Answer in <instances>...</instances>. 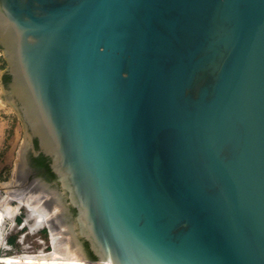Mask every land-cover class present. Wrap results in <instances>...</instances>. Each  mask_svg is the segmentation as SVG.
<instances>
[{
    "label": "water",
    "instance_id": "95a60500",
    "mask_svg": "<svg viewBox=\"0 0 264 264\" xmlns=\"http://www.w3.org/2000/svg\"><path fill=\"white\" fill-rule=\"evenodd\" d=\"M0 48L83 264H264V0H0Z\"/></svg>",
    "mask_w": 264,
    "mask_h": 264
},
{
    "label": "bare ground",
    "instance_id": "6f19581e",
    "mask_svg": "<svg viewBox=\"0 0 264 264\" xmlns=\"http://www.w3.org/2000/svg\"><path fill=\"white\" fill-rule=\"evenodd\" d=\"M3 189L0 194V250L9 245L7 236L17 226L16 218L23 209H26L27 216L22 226H28L32 234L48 228L52 250L11 254L0 258V264H83L71 249L69 236L63 233L56 216L59 208L46 209L43 206L48 192H30L17 180L6 184Z\"/></svg>",
    "mask_w": 264,
    "mask_h": 264
},
{
    "label": "rangeland",
    "instance_id": "374dc122",
    "mask_svg": "<svg viewBox=\"0 0 264 264\" xmlns=\"http://www.w3.org/2000/svg\"><path fill=\"white\" fill-rule=\"evenodd\" d=\"M0 70L8 67L4 49L0 48ZM0 194L4 186L17 180V168L21 149L26 142V124L17 107L8 98L5 89L0 86ZM11 115L12 117H5ZM18 181V180H17ZM26 209L16 218V224L8 234L9 245L0 250V258L15 253L30 251L37 253L40 250H52L48 228H43L36 234L30 233L28 226L24 225Z\"/></svg>",
    "mask_w": 264,
    "mask_h": 264
},
{
    "label": "flooded vegetation",
    "instance_id": "af4514ba",
    "mask_svg": "<svg viewBox=\"0 0 264 264\" xmlns=\"http://www.w3.org/2000/svg\"><path fill=\"white\" fill-rule=\"evenodd\" d=\"M4 85L7 86V84L5 83ZM32 144H33L32 147H29L27 151H25L26 153L24 154L25 169L30 175L38 176L41 177L42 179H46L47 168L45 166L38 165L37 161L41 156L45 157L48 161L49 168L52 171L50 166L51 159L50 157L46 156L44 153L39 152V144L37 138H34L32 140ZM55 177L57 178L56 175Z\"/></svg>",
    "mask_w": 264,
    "mask_h": 264
},
{
    "label": "trees",
    "instance_id": "16d2710c",
    "mask_svg": "<svg viewBox=\"0 0 264 264\" xmlns=\"http://www.w3.org/2000/svg\"><path fill=\"white\" fill-rule=\"evenodd\" d=\"M10 75L9 74H5L3 76V81L5 84H8L10 82ZM38 165H41V166H45L47 168V171H46V174L50 177V178H53L55 177L54 173L50 170L49 168V165H48V161L45 157L41 156L39 159H38Z\"/></svg>",
    "mask_w": 264,
    "mask_h": 264
},
{
    "label": "crops",
    "instance_id": "0c3cea01",
    "mask_svg": "<svg viewBox=\"0 0 264 264\" xmlns=\"http://www.w3.org/2000/svg\"><path fill=\"white\" fill-rule=\"evenodd\" d=\"M0 64H1V63H0ZM3 71H4V69L1 68V70H0V86L2 87V89H4V87H3V85H2V78H1ZM1 107H3V105H2V103H1V101H0V108H1ZM5 117H12V116H11V115H8V116H5Z\"/></svg>",
    "mask_w": 264,
    "mask_h": 264
}]
</instances>
